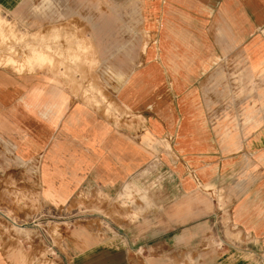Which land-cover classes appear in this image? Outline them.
I'll return each instance as SVG.
<instances>
[{"label":"crops","instance_id":"obj_1","mask_svg":"<svg viewBox=\"0 0 264 264\" xmlns=\"http://www.w3.org/2000/svg\"><path fill=\"white\" fill-rule=\"evenodd\" d=\"M43 6L0 0L19 27L62 23L50 0ZM136 12V39L101 59L138 63L106 74L100 105L48 70L0 68V264H19L16 242L2 241L12 237L2 222L18 221V189L42 190L51 210L85 190L115 196L151 182V211L135 220L109 214L103 242L42 264H100L103 254L104 264H178L211 245L218 264L222 255L264 264V118L227 83L264 66V0H153Z\"/></svg>","mask_w":264,"mask_h":264},{"label":"rangeland","instance_id":"obj_2","mask_svg":"<svg viewBox=\"0 0 264 264\" xmlns=\"http://www.w3.org/2000/svg\"><path fill=\"white\" fill-rule=\"evenodd\" d=\"M50 1L52 10L61 12L65 4L69 9L65 14L55 12V20L60 19L62 22L59 25L52 22L48 27L39 23L41 26L36 28H23L19 27L22 24V19L17 18L19 14L0 11V18L3 20L2 30L0 29V68L19 75L41 69L48 70L59 76L81 99L100 105L101 101L106 100L103 92L106 74H111V71L127 72L138 63L135 61L129 65V62L101 59L105 56V48H111L114 44L115 49L120 48L121 40L125 37L136 39V34L133 37L129 31L132 24L138 23L139 14L136 11L140 6L152 4L153 0ZM47 2L49 0H35V5L38 8L42 6L40 10H47V7L43 6L47 5ZM35 15L38 18L42 13ZM106 43H109V46ZM38 51H45L51 58H56L54 65L50 66L47 62L34 58ZM11 57L16 60V65L13 62L6 63ZM22 65L24 69H21ZM257 73L256 78L248 75L227 78L230 79L227 83L240 86L236 97L239 96L243 103L247 100V104L252 99V105L257 107L256 115L264 118V66ZM227 77L231 76L227 73ZM255 84L256 97L255 92L253 93ZM246 109H249V105ZM116 111L114 119L119 120L120 116ZM243 116L245 118V114ZM151 183L144 188L126 186L115 196H109L101 190H85L80 193L77 203L73 201L71 206L51 210L44 204L42 190L18 189L12 193V197L14 195L16 199L18 221L12 225L2 222V229H9L12 234V237H2V241L11 238V241L16 242L15 250L19 264H42L47 258L57 259L59 251H68L70 246L76 248L74 250H83L91 243L105 240L102 230L109 225L108 218L106 219L109 214H116L120 218L130 213V219L135 220L151 211L154 207ZM1 199L3 206L10 201L7 195H2ZM26 217L28 225L25 228ZM210 249L206 250L209 253L205 254L202 248L186 254L187 257L184 256L178 264H209L211 259V264H218L220 256L217 253V245H211ZM102 256L100 264L105 263V254ZM220 264L237 263L222 255Z\"/></svg>","mask_w":264,"mask_h":264},{"label":"bare ground","instance_id":"obj_3","mask_svg":"<svg viewBox=\"0 0 264 264\" xmlns=\"http://www.w3.org/2000/svg\"><path fill=\"white\" fill-rule=\"evenodd\" d=\"M149 10V9H148ZM2 30V29H1ZM47 31V30H46ZM148 31V30H147ZM147 33V32H146ZM150 35V34H149ZM84 41V40H83ZM86 44V43H85ZM145 45H147V44H145ZM157 47H158V45H157ZM145 49H146V47H145ZM144 51V50H143ZM70 54V53H69ZM144 54V53H143ZM52 55V54H51ZM145 56V55H144ZM34 58H36V59H38L39 61L41 60V61H45V62H47L50 66H53L54 65V59H56V58H54V57H52L51 58V56H48V53L46 54V52L45 51H38V52H36L35 54H34V56H33ZM32 57V58H33ZM12 59H8L7 60V63H11V62H16V60L14 61L13 59H14V57H11ZM4 59V58H3ZM141 63V62H140ZM1 64V63H0ZM15 65H16V63H14ZM140 65V64H139ZM58 68H60V67H58ZM20 69V68H19ZM21 69H24L23 68V65H22V68ZM27 69V68H26ZM73 79V78H72Z\"/></svg>","mask_w":264,"mask_h":264}]
</instances>
